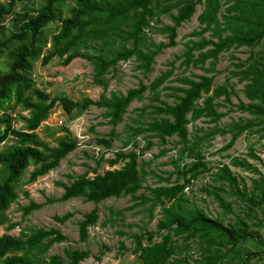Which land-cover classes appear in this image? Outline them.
<instances>
[{
  "label": "trees",
  "instance_id": "trees-1",
  "mask_svg": "<svg viewBox=\"0 0 264 264\" xmlns=\"http://www.w3.org/2000/svg\"><path fill=\"white\" fill-rule=\"evenodd\" d=\"M23 1L0 0V17L15 16L18 19L24 15L16 31L2 38L0 30V59L3 56L7 59L6 71L0 73V144L12 141L0 150V225L8 223L6 211L18 197L17 190L22 185L21 176L25 169L32 166L25 184L34 182L55 169L68 153L78 147L77 140L65 126L59 128L64 134L56 138L55 146H50L36 133L41 122L56 106L63 109L69 120L90 106L103 108L106 123L111 125V129L106 136L98 138L96 144L108 150L119 136L115 127L122 122L129 104L142 100L143 93L148 91L150 100L159 104H147L139 109V116L147 112L146 119L132 120L137 126L128 127V136L113 157L105 159V152H99L93 158L92 176L88 171L74 178L67 175L72 180L70 183H58L63 189L62 195L47 201L64 202L80 197L84 202L98 204L111 197L129 195L132 200H139L136 205L148 204L145 209L149 219L152 218V210L159 206L161 217L157 220L156 231L146 230L132 235V253L137 255L140 264H173L172 261L188 264L187 259L177 258L185 250L179 246L180 240H192L199 245V258L193 261L195 264H221L235 255H238L236 264H245L256 257L264 242L258 240L257 231H251L244 219L236 217L233 223L225 225L197 208L190 209L186 206L188 200L183 191L191 180L210 171L202 155L205 142L216 134H230V140L220 149L223 151L231 147L243 132H251L253 127L264 129V0H72V5L66 9L61 6L64 0H42L38 6H26L23 14H17L15 7L21 6ZM197 5L201 6L196 17L198 30L189 34L184 50L176 59H180V66L199 68L204 74L178 77L175 81L180 86L177 87L163 86L177 93L172 104L160 100L159 88L172 75L173 62H169L170 68L161 71L147 85L139 82L137 87L125 93L105 95L108 79L104 76L114 71L119 62L132 59L135 70L149 73L156 55L163 48L176 45L177 28L190 20ZM163 14L169 17L171 24H163L159 20ZM53 22L57 24L52 35L53 50L42 54L45 46L42 35ZM148 31L165 35L167 43H155L148 36ZM242 47L248 49L249 55L245 60L236 58L231 74L237 77V83L242 84L241 92L247 99L246 103L239 101L236 109L251 118L220 128L216 124L227 112L219 109L232 105L231 97L236 92L228 79L216 85L214 77L207 74L217 72L215 67L221 53ZM53 58H58L63 66L76 58L89 62L94 83L103 88L98 99L85 97L73 100L66 96H51L25 80L23 73L38 59L46 65ZM17 107L19 110L13 116L12 112ZM23 111L27 115L22 114ZM200 118L214 126L206 130L199 128L202 136L190 138L187 125ZM15 119L23 125L14 127ZM55 132L50 131L49 136H54ZM140 135L146 139L143 148L138 147L137 137ZM171 137L176 138L174 147H178V156L189 157L191 161L179 168L178 160L171 159L174 171L165 177L153 171L146 172L144 165L148 163L139 165L138 159L151 148L149 139L157 138L165 144ZM128 146L132 149L125 151ZM168 151L161 149L154 157ZM103 162L110 169L97 172ZM229 163L257 173L258 180H252L248 189L243 178L235 175L228 164L221 163L211 176V182L218 186L208 184L202 187V191L212 195L227 212L232 211L231 206L220 192L247 203V217L253 211L250 205L263 211V178L259 170L244 159L230 158ZM148 173L156 178L155 185L143 187ZM143 188L147 194L137 195ZM256 190L260 191V196ZM42 206L30 201L20 207L22 216ZM110 213L119 215L121 211L111 210ZM72 216L73 212H66L54 219L63 223ZM97 221V208L82 214V219L76 223L79 241L87 240L89 227L96 225ZM107 223H113V219L106 218L101 225ZM18 224L9 222L5 230L10 231ZM65 240L66 236L55 228L25 227L17 235L3 233L0 235V264H81L90 256L88 250L70 247L63 250V256L47 255L54 243ZM248 242L256 244V252L242 253ZM102 253L100 251V255ZM99 259L97 256L96 260Z\"/></svg>",
  "mask_w": 264,
  "mask_h": 264
},
{
  "label": "rangeland",
  "instance_id": "rangeland-1",
  "mask_svg": "<svg viewBox=\"0 0 264 264\" xmlns=\"http://www.w3.org/2000/svg\"><path fill=\"white\" fill-rule=\"evenodd\" d=\"M42 3V0H24L21 6L15 7L17 14H23L24 7L32 6L36 7ZM72 5V0H64L61 5L63 9ZM201 11V6L197 5L194 14L191 16L188 22L182 23L177 28L176 45L173 47H166L156 55L152 70L143 74L140 71L135 70L134 61L132 59L119 62L114 71L104 77L108 79V85L105 89V95L109 96L110 92L125 93L128 89L138 86L139 82L148 84L155 77L159 75L161 71L170 68L169 62H173V72L169 80L165 82L159 88V98L168 104L174 103L176 100L173 90L164 89L166 87H177L180 84L175 81L176 78L182 76L193 77L196 75H202L204 72L199 68L188 67L184 68L180 66V59H176L184 50V43L188 40L189 34L195 30H198V23L196 20L197 15ZM175 12V11H173ZM65 15V14H62ZM24 19V15L15 19L11 16L0 17V30L4 38L12 31H16L19 23ZM159 20L163 24H171V20L165 14L159 17ZM48 28L42 35V40L45 42L42 54H47L53 50L52 35L55 34L57 24L56 22L50 23ZM148 36L155 43H167L165 35L159 33H153L148 31ZM198 37H193L196 39ZM12 45V44H10ZM256 49V48H255ZM248 49L245 47L239 49H230L227 52H223L218 57L216 64L217 72H213L207 75L214 77V84H222L227 79L229 84H233V88L236 92L231 97L232 105H226L221 107L219 111H226V115L223 116L216 126L220 128H227L232 124L238 122H244L251 118L247 113L241 112L236 109V105L239 101L244 103L247 99L241 92L242 84L237 83V77L232 76L231 72L234 70V64L237 59L245 60L248 57ZM235 57V58H232ZM237 58V59H236ZM7 59L3 56L0 59V73L6 71ZM25 80L30 81L32 86L38 89L45 90L51 96H66L73 100H80L85 97H89L93 100L98 99L103 88L93 81V68L92 65L84 59L76 58L72 60L68 65L63 66L60 64L58 58H53L46 65L41 64V59H38L33 65L23 73ZM148 91L143 93V99L138 101H132L126 113L123 115V120L116 127L115 131L119 134L118 138L113 141L112 146L108 150H104L103 147L96 144V140L101 136H106L111 125L107 124V118L104 117V109L90 106L81 115L73 120H69V116L63 111L60 106H56L53 112L48 118L41 122L36 130L39 138L48 143L50 146L56 145V138L62 136L64 133L59 131L62 126L67 127L72 136L77 140L78 147L68 153L59 163V165L50 170L47 174L38 177L34 182L25 184L29 172L32 170V166L25 169L21 176L22 185L18 187V197L10 205L6 211L8 223H19L15 228L10 231H6L5 228L8 223L0 225V235L3 233H9L17 235L25 227L32 228H55L61 231L66 236V240L54 243L48 250L47 255H60L63 256V250L65 248H77L88 250L90 256L82 261L81 264H140L137 255L132 253L133 250V234L143 233L147 231H156L157 220L161 217L160 207L156 206L152 212V218L149 219V214L146 211L148 204L136 205L139 200H132L130 196L108 198L98 204L92 202H84L82 198H72L64 202H48L49 198L56 199L63 193V189L59 186V182L68 184L72 180L67 177H75L86 171L89 176L94 173L91 169L95 166L94 157L99 152H105L104 158L110 159L113 157L125 139L128 136V127L135 128L137 123L132 120L144 121L147 117V112L144 116H139V109L147 104L158 105V101H151ZM202 101L199 100V103ZM19 108L13 110V116L16 115ZM27 115V112H22ZM13 125L19 128L23 123L15 119ZM213 124L206 123L204 118H200L196 121L190 122L187 125L189 137L194 135L202 136V132H199V128H212ZM259 127H253L251 132H243L233 143L231 147L221 151L220 149L228 143L230 140V134H216L209 141L205 142L202 148V155L207 166L210 168L208 173L200 175L195 182L188 187L184 192L188 202L186 206L188 208H197L203 211L208 217L221 220L223 224H231L235 221L236 217L244 219L251 231H257V238L264 242V202L262 203L263 211L258 207L252 206L253 211L249 212L250 216L247 217L248 207L247 203L236 199L234 196L225 195L220 192L226 202H229L231 206V212H227L224 208L220 207L217 201L212 195H206L202 191V187L208 184L217 183L211 182L212 174L217 170L221 163L230 164V158H238L247 160L250 164L256 167L262 175L263 182L261 186L264 194V129ZM50 131H56L54 136H49ZM152 146L150 149L145 150L139 157V165L141 162L148 163L144 165L146 172L153 171L155 174L165 177L167 173L173 172L174 167L170 163L171 159H177L179 168L184 163L191 161V158H180L178 155V147H174L175 137L167 139L165 144H161L157 138H150ZM138 147L143 148L146 139L143 135L137 137ZM11 140H6L0 144V150L4 149L7 145L11 144ZM132 149L128 146L124 150ZM161 149H168L169 151L155 158ZM138 152V149H134ZM253 154L255 157H252ZM143 165V164H142ZM117 167V166H116ZM230 170L244 179L247 184V188H251L252 180H258V174L252 171L244 170L240 167H233L229 165ZM110 169V167L103 162L97 172ZM173 178V177H172ZM156 178L150 173L147 174L143 181V187L154 186ZM165 184V183H163ZM147 194V191L141 189L137 192L139 194ZM256 194L260 196V191L256 190ZM30 201L38 204H43L40 209L33 210L30 214L22 216L21 206L27 205ZM93 208H97L98 221L94 226L89 227V236L85 242H81L78 239L77 221L82 219V214L89 212ZM121 211L119 215L110 213V211ZM66 212H73V216L65 222L61 223L54 219L55 216L61 217ZM106 218H112L113 223H107L102 226L101 223ZM156 240H159L157 237ZM179 246L185 247L180 259H187L188 264H195L193 261L199 258V245L192 241L178 242ZM256 244L248 242L243 246V252H256ZM102 251V255H100ZM99 256L100 259L96 260ZM238 261V255H235L233 259H225L221 264H236ZM173 264H184L181 262H171ZM245 264H264V245L261 244L257 256L247 261Z\"/></svg>",
  "mask_w": 264,
  "mask_h": 264
},
{
  "label": "built area",
  "instance_id": "built-area-1",
  "mask_svg": "<svg viewBox=\"0 0 264 264\" xmlns=\"http://www.w3.org/2000/svg\"><path fill=\"white\" fill-rule=\"evenodd\" d=\"M194 182H195V180H191V182L188 183L187 186L184 188V191H186V190L188 189V187H189L190 185H192Z\"/></svg>",
  "mask_w": 264,
  "mask_h": 264
}]
</instances>
